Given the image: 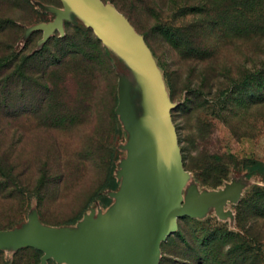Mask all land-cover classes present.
Returning <instances> with one entry per match:
<instances>
[{
  "label": "rangeland",
  "instance_id": "374dc122",
  "mask_svg": "<svg viewBox=\"0 0 264 264\" xmlns=\"http://www.w3.org/2000/svg\"><path fill=\"white\" fill-rule=\"evenodd\" d=\"M101 1L114 8L111 0ZM117 1L124 5L130 21L118 12L149 48L163 79L168 119L183 176V211L176 219L173 232L159 244L147 264H159L163 258L168 259L164 264H197V256L217 249L220 234L239 233L235 220L238 201L253 186H264L261 174L251 175L242 164L247 158L264 163V108H246L234 96L225 110L223 97L219 94L225 79L213 78L205 82L201 90L200 74L205 64L194 58H182L173 48V38L159 28L177 29L198 19L200 16L182 14L180 8L198 4L200 0ZM57 21L61 28L49 32L42 29ZM66 21L70 25H65ZM86 29L91 31L93 41L97 39V44H82L87 39L83 33ZM64 34L76 39L83 48L81 50H87L93 61L92 76L88 78L93 107L86 109L84 114L79 111L78 117L73 116L70 123L64 125L65 129L63 126L53 129L50 135L38 129L40 126L31 120H0V128H3L0 130V152L7 156L13 175L21 183L20 188L0 191V251L3 259H11L19 248L34 249L22 241L34 230L76 228L91 211L95 215L105 213L116 197L126 193V180L122 182L117 178L124 168H128L127 176L136 180L139 191L146 188L150 180L147 173L153 169L150 95L138 66L118 45L89 27L61 0H0V57L10 52L28 56L46 48L53 49L55 35ZM53 37L55 39L46 44L48 38ZM225 43L213 64L220 65L221 69L225 65L231 83L243 78V74L261 68L264 40L256 43L251 39H228ZM104 57L109 60L114 74L115 122L107 108L111 75L102 69ZM37 70L41 71V68L38 66ZM45 77L46 82L54 83L56 94L62 95L69 109L78 106L83 98H89L88 91L78 85L70 70L51 69ZM116 127L121 133L115 131ZM109 153L111 158L115 157L113 182L99 197L90 200L105 179ZM43 163L53 182L39 196L32 187L40 176L39 168ZM220 176L223 178L214 185ZM25 184L29 185L28 189ZM187 189L191 193L185 204L182 195ZM132 197L130 195V201ZM130 201L124 200L123 205ZM131 203L133 205L125 206L127 222L121 224L118 219L115 222L139 240L147 223L148 207L141 194ZM207 203L209 206L205 209ZM247 227L250 233L261 238V220L255 223L250 220ZM254 248L257 252L259 247ZM20 256L21 264H47L48 261L62 264L44 253L36 260L33 250ZM262 261L264 264V246Z\"/></svg>",
  "mask_w": 264,
  "mask_h": 264
},
{
  "label": "trees",
  "instance_id": "16d2710c",
  "mask_svg": "<svg viewBox=\"0 0 264 264\" xmlns=\"http://www.w3.org/2000/svg\"><path fill=\"white\" fill-rule=\"evenodd\" d=\"M200 1L198 4L180 8L182 14L200 16L198 19L177 29H165V26H159V28L163 30V33H167L173 38V48L182 58H194L205 64L200 74L203 81L200 89L204 88L205 82H209L213 78L222 77V79H225L224 85L219 88L225 110H228L227 106H229L234 96L242 104L244 103L246 108L253 106L264 108V62L261 63L260 69L243 74V78L233 83L229 80L228 75L230 72L226 70L225 65L221 69L219 68L220 65L215 66L213 64L214 60H217L220 56V48L222 49L228 39H251L256 43L264 40V0ZM111 3L117 11L130 21L131 17L121 2L111 0ZM65 25H70V22L66 21ZM83 33L87 37V41H81L82 44L85 42L97 44V39L93 41L91 38L92 33L89 29L84 30ZM55 38L56 43L53 44V49L45 47V51L39 50L28 56L10 52L0 57V120H31L40 126L38 129L50 135L53 129H60L61 126L65 129L64 125H68L73 116L78 117L79 111L84 114L86 109L91 110L93 96L91 97L92 88L88 78L89 75L92 76L90 71L93 70V61L87 50L82 51L83 48L73 37L64 34L63 36L55 35ZM55 38H48L46 44ZM68 55L75 57L67 58ZM103 64L102 69L105 74L111 75L110 85L107 88L109 94L107 108L112 121L115 122L116 96L113 69L109 60L105 57ZM38 66L41 71L37 70ZM59 67L65 68V71L70 70L73 76L76 77L78 85L89 93V98L80 100L75 108L69 109L67 107L68 102L62 95L56 94L54 83L50 80L46 82L45 76L50 74L51 69ZM39 79L43 82H39ZM167 84L169 89L172 90L171 82L168 79ZM0 130L2 131L3 128L1 127ZM115 131L121 133L119 127H116ZM109 154L105 179L91 195L90 200L99 197L102 190L109 187L113 182L112 171L115 157L112 156L111 158V153ZM242 164L243 167L249 169L251 175L261 174L264 178L263 162L247 158L242 160ZM39 174L40 176L35 181L32 191L40 196L53 181L49 176V169L44 163L39 168ZM222 178L223 176H220L216 179L214 185H218ZM20 187L21 183L13 175L7 156L0 152V191ZM25 188L28 189L29 185L27 184ZM235 220L239 233L227 231L220 234L216 241L217 249L212 252L206 251L201 257L197 256V264H200L201 261H204V264H259V240H261V264H263L264 186H253L246 196L238 201ZM250 220L254 223L261 220L260 239L250 233L247 227ZM208 245L210 243H207ZM254 246L259 247L257 252H254ZM27 250H33L36 253V260H39V257L43 254L40 249L24 247L17 249L12 254L11 259H3V254L0 251V264H21L22 257L20 255ZM166 260L168 259L163 258L159 264H164ZM47 264H53V262L48 261Z\"/></svg>",
  "mask_w": 264,
  "mask_h": 264
},
{
  "label": "water",
  "instance_id": "95a60500",
  "mask_svg": "<svg viewBox=\"0 0 264 264\" xmlns=\"http://www.w3.org/2000/svg\"><path fill=\"white\" fill-rule=\"evenodd\" d=\"M61 1L66 4L68 8H70L74 13H76L83 21H85L89 27L98 31L101 35L107 37L116 45H118L138 66L148 87L153 117L154 163L152 171L149 170L147 174L151 181L150 186L153 200V214L144 236L140 239L134 249L126 257L119 259L114 263L125 264L131 261L135 264H147L157 250L159 244L173 232L176 225V219L184 208V206H181V193L183 188L182 169L173 130L168 119L163 79L156 67L149 48L135 33L125 17L122 16L115 8L104 4L101 0H95L101 5V7L112 13L121 21V23H123L125 32L128 34L121 32L99 17L89 13L84 8L82 0ZM53 28H61V23L57 21L56 23H50L42 27L45 32H49V30H52ZM130 52L135 53L142 63L139 60L134 59ZM143 62L145 63L144 66ZM162 120L167 125V131L169 133L171 145L165 142L164 134L161 128ZM165 145L168 146V149L171 152L170 160L173 170L171 171L170 175H168L167 178L163 180L161 178V165L165 158ZM127 172L128 168L126 167L123 169V171L119 172V175L126 174ZM125 180L126 182L129 181V179ZM170 195L176 196V210L170 227L163 228L165 210L167 207L168 197ZM52 229L41 228L39 230H34L30 234L26 235L22 241L25 244L40 249L43 252L39 246L31 242L32 237L37 232L52 231ZM100 247V243L89 238L61 235L54 242L52 249L56 255L67 258L72 264H77L76 259L80 258L77 255V252L80 250V248L82 250L84 249V253L90 255L85 258L87 261H90L97 256ZM45 255L48 257L50 256L49 254Z\"/></svg>",
  "mask_w": 264,
  "mask_h": 264
},
{
  "label": "crops",
  "instance_id": "0c3cea01",
  "mask_svg": "<svg viewBox=\"0 0 264 264\" xmlns=\"http://www.w3.org/2000/svg\"><path fill=\"white\" fill-rule=\"evenodd\" d=\"M117 178L120 179L122 182L125 179H129V181L126 182V193L122 196L116 197L113 205L111 204V206L107 209L105 213L95 215L93 211H91L85 216L84 220L81 222V227L78 225L76 228H53L52 231L37 232L32 237L31 242L39 246L43 250L44 254H49L50 257L56 259L62 264L72 263L67 258L56 255L52 249L54 242L61 235L89 238L100 243L101 247L100 250H98L97 256L90 261H87V259H85L90 255L84 253V249L82 250L80 248V250L77 252V255L80 257L76 259L77 264H114L119 259L126 257L134 249L140 239L144 236L152 218L153 200L150 186L151 181L148 180V182L146 183V188L143 187L142 190H144L145 188V191H139V189L137 188L136 180H132L133 177H128L126 174H122L118 175ZM190 193V189H187L186 193L182 195L184 197L185 204H187ZM138 194L144 196V200L148 207L147 223L145 225L144 231L139 237V240L134 239V236L126 232L124 226L115 222L117 221V219L121 222V224H125L127 222L128 211L125 206L133 205L131 202L133 201V198L136 197ZM130 195L133 196L131 198L132 201H130L129 199ZM124 200L130 201V204L123 205ZM208 206L209 203L205 205V209H207ZM122 208L123 211H121Z\"/></svg>",
  "mask_w": 264,
  "mask_h": 264
},
{
  "label": "bare ground",
  "instance_id": "6f19581e",
  "mask_svg": "<svg viewBox=\"0 0 264 264\" xmlns=\"http://www.w3.org/2000/svg\"><path fill=\"white\" fill-rule=\"evenodd\" d=\"M82 1H83L82 3H83L84 8L89 13H92L94 16L99 17L100 19H102L103 21H105L109 25H112L113 27L117 28L121 32L126 33L123 23H121V21L117 17H115L112 13H110L109 11H107L103 7H101V5L97 1H95V0H82ZM126 34H128V33H126ZM130 53L134 57V59H137L141 62V60L136 56L135 53H133V52H130ZM144 64L145 63L143 62V66H144ZM161 128H162V131L164 134L165 142H167L169 145H171V140L169 138V133L167 131V125L165 124V122L163 120L161 123ZM164 151H165V158H164L162 165H161V178L163 180H165L167 178V176L170 175L171 171L173 170L171 160H170L171 152L168 149V146L165 145ZM176 201H177V199H176L175 195H170L168 197L167 207L165 210L163 228H169L171 225V222H172L173 216L175 214V210H176ZM125 264H135V263L129 261Z\"/></svg>",
  "mask_w": 264,
  "mask_h": 264
}]
</instances>
